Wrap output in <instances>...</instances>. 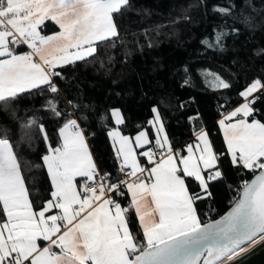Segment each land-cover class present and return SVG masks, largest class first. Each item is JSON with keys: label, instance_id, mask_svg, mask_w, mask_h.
<instances>
[{"label": "snow or ice", "instance_id": "obj_1", "mask_svg": "<svg viewBox=\"0 0 264 264\" xmlns=\"http://www.w3.org/2000/svg\"><path fill=\"white\" fill-rule=\"evenodd\" d=\"M127 4L128 0H0V102L44 87L58 93L54 77L60 73L54 69L91 56L97 42L116 37L114 15ZM218 11L227 14L230 8ZM48 20L59 31L45 36L40 29ZM18 45L31 51L19 53ZM219 86L229 87L223 80ZM260 93L264 82L257 78L239 93L244 102L226 117L231 120L242 114L243 118L219 122L232 164L252 172L253 179L243 182L241 194L224 216L207 223L194 207L202 197L190 192L186 178L194 177L206 192L207 181L222 175L218 161L223 154L215 153L207 134L201 132L199 156L189 145L188 154L177 160L156 109L150 123L159 124L157 144L161 150L167 146V154L156 161L151 147L140 153L153 167H141L129 139L110 133L120 144L124 167H130L131 177L136 178L127 183L132 196L129 207L107 194L116 195L124 181L107 190L103 183L88 187L96 178V165L76 120L63 125L62 144L50 147L43 157L53 191L39 210L29 199L13 146L0 139V264H221L223 258L231 261L247 251L245 244L264 241V122L252 118ZM48 106L56 111L53 100ZM112 114L117 124L122 123L118 109ZM136 143H150L145 132L139 133ZM144 172L146 179L137 176ZM75 177L86 178L83 193L77 190ZM133 208L142 241L130 230L128 214Z\"/></svg>", "mask_w": 264, "mask_h": 264}, {"label": "trees", "instance_id": "obj_2", "mask_svg": "<svg viewBox=\"0 0 264 264\" xmlns=\"http://www.w3.org/2000/svg\"><path fill=\"white\" fill-rule=\"evenodd\" d=\"M225 7L229 13L218 11ZM114 20L116 37L97 42L91 56L54 69L60 73L54 77L58 93L44 87L0 102V138L13 146L29 199L37 210L50 198L43 156L61 145L58 129L69 119L82 128L96 167L112 180L119 178L108 137L115 126L111 109L118 108L120 131L130 136L145 131L152 148L157 124L150 121L158 112L177 160L196 132L206 131L213 151L223 154L218 161L222 175L207 181L206 192L194 177L186 178V185L202 197L194 204L201 221L218 217L253 174L232 164L217 119L242 100L239 93L254 79L264 82V0H128ZM58 29L48 20L40 31ZM218 34H223L219 42ZM219 80L229 87H220ZM254 107L252 118L264 122V93ZM116 201L130 206L125 193ZM128 218L130 230L142 241L133 210Z\"/></svg>", "mask_w": 264, "mask_h": 264}, {"label": "crops", "instance_id": "obj_3", "mask_svg": "<svg viewBox=\"0 0 264 264\" xmlns=\"http://www.w3.org/2000/svg\"><path fill=\"white\" fill-rule=\"evenodd\" d=\"M54 22V21H53ZM55 23V22H54ZM56 24V23H55ZM57 25V24H56ZM58 26V25H57ZM59 28V27H58ZM59 31V29L56 31V32H58ZM53 33H55V32H53ZM53 33H48V34H42V35H45V36H47V35H52ZM24 51H18L19 53H23V52H29V51H31V49H29L28 47H27V45H24ZM248 86V85H247ZM246 86V87H247ZM245 87V88H246ZM244 88V89H245ZM244 89H242V91L244 90ZM244 102V98H242V100L239 102V103H237L236 105H234L233 107H231V108H229L228 110H226L218 119H217V124H218V128H219V132H220V134H221V137H222V140H223V143H224V145H225V147H226V150H227V145H226V142H225V140H224V134H223V130H222V128H221V126H220V121L221 120H225V123H229V122H232V123H234L235 122V120L237 119V118H243V116H242V114H240V115H238V117H233V118H231V120H227L226 119V117H229V115H230V113L236 108V107H238L240 104H242ZM73 120H75V119H73ZM76 122H77V120H76ZM65 124V123H64ZM63 124V125H64ZM63 125L58 129V137H59V141H60V144H62V138H61V136H60V129L63 127ZM77 125L79 126V130H81L82 132H83V130H82V128L80 127V125H79V123L77 122ZM145 132V131H144ZM201 132H204V133H206V131L204 130V129H201V130H199V131H197L196 132V134H195V139L189 144V145H191L192 146V148H193V150H194V152H195V154L197 155V156H199V152L198 151H196V146L197 145H200L201 146V148L203 147V145H202V143H201V141L198 139V137H199V135L201 134ZM110 132L108 131V137H109V140H110V134H109ZM139 133H140V131L139 132H137L136 133V135L138 136L139 135ZM146 133V132H145ZM207 134V133H206ZM147 135V134H146ZM161 135V137H162V134H160ZM208 136V135H207ZM157 137L158 136H156L155 138H154V141H153V148H154V153H155V160L156 161H158L159 159H160V157H161V155H166L167 154V146L163 149V150H161L160 148H159V145L157 144ZM147 138H148V135H147ZM1 139V138H0ZM209 139V138H208ZM148 140H149V138H148ZM210 141V140H209ZM110 142L112 143V145H113V142L110 140ZM149 142H150V140H149ZM86 143H87V140H86ZM87 145H88V143H87ZM149 144H147V146H148ZM188 145V146H189ZM141 146H143V144L141 145ZM187 146V147H188ZM149 147H152V146H149ZM149 147L146 149V150H144V151H139V156H142V155H140V153H142V152H146V151H148L149 150ZM113 148L115 149V154H116V163H117V172H119V170H120V168H121V166H124L123 165V157L122 156H120V155H118V149L117 148H115V146L113 145ZM88 151H89V153L91 154V152H90V149H89V147H88ZM174 152V151H173ZM227 152H228V150H227ZM47 154H49V149H48V151H47V153L45 154V155H47ZM138 154H137V160L140 162V165H141V167H143V165H144V163H147V168H151V167H153L154 166V164H150L149 163V161H148V159H147V157H145V156H142V160H143V162H141L140 160H139V158H138ZM174 154H175V152H174ZM188 153H187V148H186V152H185V156L187 155ZM44 155V156H45ZM228 155H229V158H230V154L228 153ZM43 156V157H44ZM91 156H92V154H91ZM92 160H93V163H94V159H93V157H92ZM230 160H231V158H230ZM44 161V160H43ZM44 164H45V162H44ZM95 164V163H94ZM45 167H46V170H47V166H46V164H45ZM182 167V166H181ZM47 173H48V170H47ZM144 174H145V172H144ZM144 174H143V177H139V178H141V179H146L147 177H148V173L146 172V174H145V176H144ZM48 176H49V179H50V183H51V177H50V175H49V173H48ZM77 178L78 177H75L74 178V183L76 184V186H77ZM136 178H134V179H131V180H129V181H127L126 183H125V194L127 195V197H128V200H129V203H130V205H131V200H132V196H131V193L128 191V188H127V183H130V182H133L134 180H135ZM147 182H149V183H151L152 181H151V179H148V181ZM199 183V182H198ZM26 187V186H25ZM77 190H78V186H77ZM51 191H53V187H52V184H51ZM79 191V190H78ZM50 198H51V196H50ZM49 198V199H50ZM48 200V199H47ZM149 204H150V198H149ZM123 207V206H122ZM37 210H39V209H37ZM133 211H134V214H135V210H134V208L132 209ZM136 216V215H135ZM136 219H137V222H138V225H139V220H138V218L136 217ZM139 227H140V225H139ZM141 229V228H140ZM141 231H142V229H141ZM143 234V233H142ZM40 244H41V247H43V246H45V243L44 242H40ZM55 251H59V249H55Z\"/></svg>", "mask_w": 264, "mask_h": 264}, {"label": "built area", "instance_id": "obj_4", "mask_svg": "<svg viewBox=\"0 0 264 264\" xmlns=\"http://www.w3.org/2000/svg\"><path fill=\"white\" fill-rule=\"evenodd\" d=\"M151 149L154 152L152 147H151ZM122 168H123V172L121 171ZM143 168H147V163H145L143 165ZM96 173H97V175H96L95 180L93 182H88L89 188L96 187L100 183H103L105 186V189L107 190L111 184H119L120 181H124L123 184H119V192L116 195H112V193H110V192L107 193L108 195H111L114 200H117V198L122 196V195H120V193H123V194L125 193V183L131 179H134V177H131V175H130L131 168L130 167H124V166H121V168L118 172L119 178H117L116 180H112L111 176L108 172L100 171L97 167H96ZM105 174H107V176ZM143 174L144 173H138L137 176L143 177ZM85 181H86V178H83V177L77 178L78 190L81 193H83V185L85 184Z\"/></svg>", "mask_w": 264, "mask_h": 264}, {"label": "water", "instance_id": "obj_5", "mask_svg": "<svg viewBox=\"0 0 264 264\" xmlns=\"http://www.w3.org/2000/svg\"><path fill=\"white\" fill-rule=\"evenodd\" d=\"M253 179V174L249 177L247 181H250ZM242 186V185H241ZM241 194V187L236 195V198L233 200V202L230 204V206L218 217L214 219H210L208 221H205V223L214 221V220H219L222 216H224L234 205L235 200L239 197ZM247 251L243 252L239 256H236L233 260L231 261H224L221 264H264V241H261L259 243H256L254 245H250L246 247Z\"/></svg>", "mask_w": 264, "mask_h": 264}, {"label": "rangeland", "instance_id": "obj_6", "mask_svg": "<svg viewBox=\"0 0 264 264\" xmlns=\"http://www.w3.org/2000/svg\"><path fill=\"white\" fill-rule=\"evenodd\" d=\"M114 109H118V108H112V109H111V115H112V119H113V121H114V123H115V126L112 127L111 129H109L108 131H109L110 133H112L113 131H116V132H119L120 136L127 137V138L129 139V142H130V144H131V147H132L133 151H134L136 154H138L137 148L141 149L140 151H144V150H146V149L148 148L147 144H143V146H141L142 144H141L140 146H137V143H136V137H137V135H136V134L130 136V135L123 134V133L120 131V128L118 127V124L116 123V118H115V117L113 116V114H112V112H113ZM118 110H119V109H118ZM119 112H120V110H119ZM120 116H121V113H120ZM155 116H156V115H155ZM121 118H122V116H121ZM156 127L158 128V127H159V124H157ZM141 132H144V131H140V133H141ZM110 133H109V134H110ZM162 135H163V134H162ZM156 136H158V134H157ZM110 140L113 142V145L115 146V148H117V149L119 150L120 144L118 143L117 138H116L115 136H113V135H110ZM145 174H146V172H145ZM145 174H144V176H145ZM223 259H224V258H223ZM223 259H222V260H223Z\"/></svg>", "mask_w": 264, "mask_h": 264}, {"label": "bare ground", "instance_id": "obj_7", "mask_svg": "<svg viewBox=\"0 0 264 264\" xmlns=\"http://www.w3.org/2000/svg\"><path fill=\"white\" fill-rule=\"evenodd\" d=\"M248 246H250V245H249V244H245V245H244L245 248L248 247ZM226 260H227V258H224V259L221 261V263L224 262V261H226Z\"/></svg>", "mask_w": 264, "mask_h": 264}]
</instances>
